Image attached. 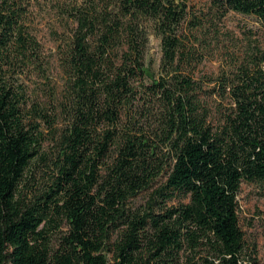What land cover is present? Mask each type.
Instances as JSON below:
<instances>
[{
	"label": "trees",
	"instance_id": "1",
	"mask_svg": "<svg viewBox=\"0 0 264 264\" xmlns=\"http://www.w3.org/2000/svg\"><path fill=\"white\" fill-rule=\"evenodd\" d=\"M208 1L199 17L186 0H0V264H246L264 48L198 66L227 12L264 29V0ZM51 64L59 82L31 98Z\"/></svg>",
	"mask_w": 264,
	"mask_h": 264
},
{
	"label": "rangeland",
	"instance_id": "2",
	"mask_svg": "<svg viewBox=\"0 0 264 264\" xmlns=\"http://www.w3.org/2000/svg\"><path fill=\"white\" fill-rule=\"evenodd\" d=\"M190 11L201 17L208 9V0H186ZM41 19V16H38ZM45 17H43V23ZM214 23V22H213ZM217 38L211 40L205 51L204 59L198 70L204 73H218L226 69L233 60H244L249 54L264 48V29L255 16L227 12L220 21L215 22ZM46 35L41 38L44 44V53L53 48V43L47 35V28L43 27ZM160 56L159 40L149 36L148 60L156 65ZM24 79L28 94L31 98L43 97L46 84L59 82L60 74L55 64L50 65L49 80L40 78L34 72H28ZM46 80V81H45ZM142 195L134 203L142 202ZM237 213L240 227L244 234V263L264 264V182H241L237 194Z\"/></svg>",
	"mask_w": 264,
	"mask_h": 264
}]
</instances>
